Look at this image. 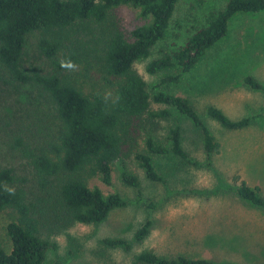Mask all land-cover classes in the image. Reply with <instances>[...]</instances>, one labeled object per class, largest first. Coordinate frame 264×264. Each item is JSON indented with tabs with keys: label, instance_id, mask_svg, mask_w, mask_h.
Instances as JSON below:
<instances>
[{
	"label": "trees",
	"instance_id": "trees-1",
	"mask_svg": "<svg viewBox=\"0 0 264 264\" xmlns=\"http://www.w3.org/2000/svg\"><path fill=\"white\" fill-rule=\"evenodd\" d=\"M179 1L0 0V81L18 87L33 86L40 94L39 103L30 102L33 110L29 121L19 120L17 113L10 114V120H15L14 128L11 133L6 132L5 142L28 159L41 186L48 188L52 177L58 180L55 186L58 202L52 208L63 226L99 224L114 209L128 204L119 193L104 194L88 181L98 175L110 184L114 162L128 155V147L142 128L145 147L137 150L136 158L150 180L164 181L154 160L157 154H173L195 166L212 165L220 143L192 101L164 90L151 91L147 80L135 68V63L149 58L153 47L165 37ZM123 5L138 9L145 22L126 30L117 15V9ZM263 10L264 0H228L221 9L211 11L206 23L196 27L182 46L151 59L147 72L165 71L162 83L178 82L228 33L230 21L237 13ZM33 35L38 52L50 60L49 70L32 69L27 63ZM62 55L79 64L80 69L75 73L62 69L59 64ZM244 85L264 96V82L255 75H246ZM105 90L119 95V103L105 104ZM153 103L167 107L154 109ZM171 108L200 131L204 162L193 158L184 147L179 123L169 127L168 145L147 128L157 120L172 118ZM206 111L229 130L245 128L256 118L250 115L235 119L216 105H209ZM122 179L141 195L136 174L123 172ZM16 180L14 167L0 163V212L13 208L18 213V219L8 224L11 249L0 246V264H46L48 251L57 246L43 237L40 218L33 216L26 192L16 185ZM4 184L14 187L15 195L5 193ZM236 191L242 199L264 208L259 188L243 181ZM147 204L155 206L152 200ZM42 213L46 210H41ZM152 223L148 218L137 229V240L150 233ZM106 243L130 246L122 238H107ZM133 264L231 263L185 255L168 258L144 250L135 256Z\"/></svg>",
	"mask_w": 264,
	"mask_h": 264
},
{
	"label": "rangeland",
	"instance_id": "rangeland-1",
	"mask_svg": "<svg viewBox=\"0 0 264 264\" xmlns=\"http://www.w3.org/2000/svg\"><path fill=\"white\" fill-rule=\"evenodd\" d=\"M228 0H180L166 35L152 49L149 58L135 63L136 70L147 80L151 91L164 90L188 97L220 143L212 165L195 166L173 154H157L154 160L164 181H152L136 158L145 147V129L128 147V155L113 164L112 181L104 183L95 175L88 181L104 194L119 193L128 204L114 209L99 224L76 223L63 226L54 216L52 206L58 202L56 178L44 188L28 159L6 145L18 119L29 121L31 101L39 103L40 94L33 86L18 87L0 81V163L13 166L16 185L26 192L33 216L40 218L43 237L56 244L47 253L46 264H133L144 250L171 258L185 255L231 264H264V208L242 199L236 186L245 181L259 188L264 197V96L244 85L252 74L264 82V10L240 12L230 21L228 33L217 41L189 72L176 83H162L165 71L151 74L148 62L172 53L182 46L196 27L203 26L211 11L221 9ZM122 26L131 30L145 22L139 10L123 5L117 9ZM29 43L27 63L32 69L49 70L50 60ZM62 59L68 60L66 56ZM75 73L80 69L76 64ZM172 70L171 72H173ZM216 105L232 118L255 115L245 128L229 130L207 115V107ZM166 105L153 103L152 108ZM173 117L147 125L149 130L169 144L168 130L174 123L183 129V145L190 155L204 162L206 155L200 131L192 122L171 108ZM18 120V121H19ZM11 124V125H10ZM6 141V142H5ZM138 176V190L124 183L123 172ZM152 200L155 206L148 205ZM41 210H46L42 213ZM41 216V217H40ZM152 219L150 233L136 239L137 229ZM18 219L13 208L0 212V246L10 250L8 224ZM107 238H122L130 243L113 246Z\"/></svg>",
	"mask_w": 264,
	"mask_h": 264
},
{
	"label": "clouds",
	"instance_id": "clouds-1",
	"mask_svg": "<svg viewBox=\"0 0 264 264\" xmlns=\"http://www.w3.org/2000/svg\"><path fill=\"white\" fill-rule=\"evenodd\" d=\"M60 67L66 71H75L77 68V65L72 61V60H64L61 59L59 61ZM120 97L119 95H113L112 91L110 90H105L103 94V102L105 104H111V105H116L119 103ZM2 190L7 193L10 196L15 195V188L12 186H9L7 184H4L2 186Z\"/></svg>",
	"mask_w": 264,
	"mask_h": 264
}]
</instances>
